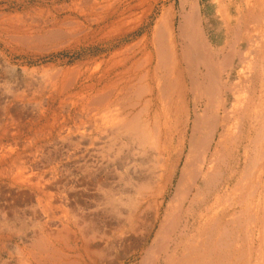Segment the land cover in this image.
<instances>
[{
    "label": "bare ground",
    "instance_id": "obj_1",
    "mask_svg": "<svg viewBox=\"0 0 264 264\" xmlns=\"http://www.w3.org/2000/svg\"><path fill=\"white\" fill-rule=\"evenodd\" d=\"M49 1L0 13V264H264L263 0Z\"/></svg>",
    "mask_w": 264,
    "mask_h": 264
},
{
    "label": "rangeland",
    "instance_id": "obj_2",
    "mask_svg": "<svg viewBox=\"0 0 264 264\" xmlns=\"http://www.w3.org/2000/svg\"><path fill=\"white\" fill-rule=\"evenodd\" d=\"M5 1V2H4ZM7 1V2H6ZM10 1V2H9ZM14 1V2H13ZM18 1V3L16 4L15 3V0H0V13H3V14H9V15H14V14H17L18 13V15H23V14H26V13H29V11H31L32 10V8H33V10H34V6H38V5H40L41 3H40V0H23V1H21V0H16V2ZM27 1V2H26ZM41 1H49V0H41ZM51 1V2H50ZM48 3H53V1L55 2V1H57V0H50ZM191 1H193V2H195V3H197L198 4V7H199V9L201 10L200 12H201V14L200 15H202V17L204 18V19H208V18H213V16H214V11H212V10H210V8L212 7L211 5H212V0H191ZM197 1V2H196ZM230 0H227V2H229ZM25 2V3H24ZM171 2H173V3H171ZM263 2H264V0H263ZM22 4V5H21ZM30 4V5H29ZM171 4H172V7H173V9H174V17H173V24H174V28L176 29V27H177V25H178V18H177V13L176 12H178V0H167V7H171ZM7 5H8V7H7ZM21 5V6H20ZM231 5H233V7H234V5H235V2H234V0H233V3L231 4ZM2 6H4V7H2ZM30 6V7H29ZM51 6V5H50ZM18 7V8H17ZM44 7V6H43ZM11 8V9H10ZM21 8V9H20ZM31 8V9H30ZM2 11V12H1ZM10 11V12H9ZM20 11V12H19ZM7 12V13H6ZM207 15V16H206ZM149 20H150V23L148 24L149 25V28L150 27H152V26H154V22H155V20H157V18H156V16H152V17H150L149 18ZM153 22V23H152ZM152 24V25H151ZM136 25H138V26H140V27H138L137 26V28H138V32H136V33H133V34H131V35H128V36H130V37H133V38H141L142 37V35H143V32H144V26H145V24H143V22L141 23V21H139ZM176 25V26H175ZM131 26H128V28H130ZM141 29V30H140ZM142 34V35H141ZM141 35V36H140ZM140 36V37H139ZM130 37H128V39H130ZM128 39H126V40H124V43L123 44H125V43H129L130 42V40H128ZM0 49L1 50H3V48L0 46ZM2 52H4V51H2ZM4 54V56H5V52L3 53ZM6 54H8V53H6ZM62 55H57L56 57H54V58H52V57H41V58H39L37 61H33V58H31V57H18V58H14V59H12V61H13V64H16V66H18V68H20V67H27V68H29V69H31V68H35V67H37V66H40V65H47V64H51L52 62H56V61H63L64 59H66V58H68V56L69 55H63L62 57H61ZM66 56V57H65ZM5 58H6V56H5ZM28 59V60H27ZM45 59V60H44ZM20 60H22V61H20ZM0 79H8V78H10L11 77V75L9 74V73H6L5 72V70H4V68H3V66H2V64H3V59H0ZM25 61V62H24ZM28 62H29V64H28ZM49 62V63H48ZM38 63V64H37ZM18 64V65H17ZM2 68H3V71H2ZM3 72V73H2ZM20 72L18 71V74H19ZM5 74V75H4ZM22 76V77H21ZM24 76L20 73L19 74V76H17V77H13V78H18V80H21L22 78H23ZM32 101H36V100H33L32 99ZM73 121H70L69 122V124H68V128H69V126H73L74 125V123H72ZM73 124V125H72ZM24 208V207H23ZM22 208V209H23ZM4 258H6V257H4Z\"/></svg>",
    "mask_w": 264,
    "mask_h": 264
}]
</instances>
